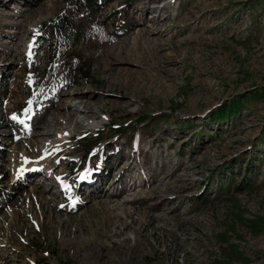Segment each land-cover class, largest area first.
I'll return each instance as SVG.
<instances>
[{
    "label": "rangeland",
    "instance_id": "1",
    "mask_svg": "<svg viewBox=\"0 0 264 264\" xmlns=\"http://www.w3.org/2000/svg\"><path fill=\"white\" fill-rule=\"evenodd\" d=\"M96 1L77 10L69 0H0V12L23 15L25 26L15 37L7 26L0 31V170L10 166L7 149L44 123L61 92L80 85L127 103L99 113L54 160L73 191L83 185L84 196L61 195L63 209L48 193L34 198L28 180L23 185L16 175L21 164L0 179V264H264V0ZM136 6L144 12L134 13ZM62 11L81 39L71 56L83 77L44 70L47 44L39 32ZM140 20L170 31L156 54L142 39L133 44L146 29ZM128 52L118 66L133 75L105 73L114 56ZM236 100L239 111L221 117ZM139 115L147 120L134 125ZM138 143L163 172L125 206L124 195L113 202L122 187L116 172L100 170L112 152L115 158ZM87 146L93 149L85 155ZM133 157L137 166L129 170L138 176L144 158Z\"/></svg>",
    "mask_w": 264,
    "mask_h": 264
},
{
    "label": "bare ground",
    "instance_id": "2",
    "mask_svg": "<svg viewBox=\"0 0 264 264\" xmlns=\"http://www.w3.org/2000/svg\"><path fill=\"white\" fill-rule=\"evenodd\" d=\"M141 1V0H139ZM138 1V2H139ZM139 5V4H138ZM166 5V4H165ZM164 5V6H165ZM164 6L161 8V13L163 11ZM147 11L150 9L149 4L147 6ZM158 7V6H153ZM143 7H135L134 13L138 14L137 12L140 11V13H143L142 11ZM142 11V12H141ZM158 16L159 14H156V11L153 12ZM8 16L9 18L15 17V19L11 22H3V17ZM144 17L145 13L143 14ZM155 15L152 17L154 20ZM23 15L18 14L13 15L9 13H1L0 12V31L3 29L4 26L9 27L10 30L9 34L11 36H14L16 34H19L23 29L24 25L22 24V18ZM163 17H167L164 15ZM18 19V20H17ZM146 24L144 28L146 29H140L139 32L136 33V38L134 41V45L137 46L138 41L142 39L143 43L151 50V52H155L156 48H158L161 44L165 43V39L167 35H169V30L164 29V27H161L160 29H156L153 24H148L145 21L140 20L138 24ZM36 23L34 26L30 25L29 32L34 31L36 28ZM163 26V25H162ZM132 30V29H131ZM129 30V31H131ZM6 32V31H5ZM128 32V30H127ZM7 33V32H6ZM133 33V32H132ZM135 33V32H134ZM8 34V33H7ZM175 34V33H174ZM173 34V35H174ZM131 35V34H130ZM154 37L150 40L145 39V36H153ZM15 37V36H14ZM125 39V38H124ZM126 41V40H125ZM167 41V40H166ZM133 42V41H132ZM123 43V42H122ZM1 45V44H0ZM158 50V49H157ZM119 51H123L120 50ZM127 56L124 58L117 59L116 56L112 58V63L109 62L105 67L104 71L108 75L117 73L120 76L125 75H133L134 73L126 68H122L118 65L124 62H128L129 57L131 55L130 52L126 53ZM156 54V52H155ZM138 55V53H137ZM139 58V57H138ZM140 59V58H139ZM122 78V77H121ZM111 83V82H110ZM108 90V88H107ZM103 93L105 92H99V93H92L90 90H84L82 86H78L75 89L71 91H63L61 92L57 97L54 98V103L52 106V111H49L45 117L44 123L42 124H35L31 127L32 131L27 130L24 133V136L26 139L23 141H19L17 145H14L9 149L8 155H5V159H8L10 161V166L1 169L0 170V179L6 176V173L15 168L16 164H21V168L18 169L16 172V175L20 177V183L28 184L30 183L31 188L34 189L30 190V192L33 194L34 198H37L38 196H42L43 193H48L47 200L51 201L52 203H56L57 206H60V208L63 207L62 204L57 203V200H60L61 195L63 197L69 196L71 192L75 193L77 192L78 195L83 193V185H81V189L74 190L73 191V185L70 183H67L64 181V176L62 175L61 171H56V163L55 159L59 155L60 151L64 148L68 147L70 145V140L73 139L74 134L81 129L83 126H93V120L95 117L101 113V112H108L110 109L119 108L122 106H126L127 103H118L114 101H105L102 97ZM127 94L131 95V92L127 90ZM129 95H125L129 98ZM25 118V117H24ZM31 121V119H30ZM27 122V121H26ZM33 122V121H32ZM139 150V152H137ZM138 150H132L127 152H121V155L114 158V153L112 152L111 155L107 156L106 158V165H103L101 167V170L107 169L108 176L112 172H116L115 176L118 177V182L122 184V187H120L119 190L113 191L112 197L114 198L115 202L118 198L117 195H124L128 196L129 198L126 199V197L122 200V205L129 204L133 205L137 202V200L141 199L144 195V191L142 190V185L146 186L148 185V181L151 179V181H157L156 175L158 173L163 172V168L160 167L157 168V163L155 162V167H151L149 158L146 156L147 152L141 153L140 147L138 143ZM133 151L136 152L137 155L143 157V163H142V169L145 171H140V175L136 176L135 173L131 172V168H134L137 166V158L133 157ZM124 153L126 155H124ZM37 154L36 157L33 155ZM66 155V154H65ZM127 156V159L132 157L131 162L128 160H125V157ZM100 157V156H99ZM65 158L64 154L61 157V160ZM146 158V159H145ZM103 162V160H101ZM109 162V163H108ZM112 162V163H111ZM129 162L130 166L127 168V170H124V166H122L124 163ZM121 165L122 168L118 169L117 167ZM126 168V167H125ZM141 169V168H140ZM121 170V171H118ZM24 172H26V176L22 177ZM130 174V179L126 180L124 179L127 177L126 174ZM134 174V175H132ZM126 175V176H125ZM125 176V177H124ZM155 177V178H154ZM113 179H116L114 176ZM144 178L147 179V181H144ZM92 179V178H87ZM86 179V180H87ZM24 180H28L25 182ZM89 180L86 181V183ZM144 181V184L141 183L140 185H137V182ZM92 182V180H91ZM111 181L107 182L110 184ZM85 183V184H86ZM90 183V182H89ZM106 183V184H107ZM45 185L43 188L42 186ZM114 185V183L112 184ZM90 186V185H88ZM54 189H60L58 191H54ZM98 193L101 192L100 188H98ZM89 192V190H88ZM132 192V193H130ZM19 193V192H18ZM50 193V194H49ZM102 193V192H101ZM97 194V193H96ZM38 195V196H37ZM91 195L88 193L87 198H90ZM121 197V196H120ZM138 198V199H137ZM74 200L75 198L70 199L68 202V206L70 209H74ZM79 200L80 204H83L84 202H87V200L83 199H77ZM138 200V201H139ZM121 201V200H120ZM116 203V202H115ZM121 203V202H120ZM77 203H75L76 205ZM128 205V206H129ZM73 206V207H72ZM78 206V205H77ZM117 208H120V206L116 205ZM124 207V206H122ZM77 208V207H76ZM63 209V208H62ZM126 212V211H125ZM134 212V211H133ZM59 216V215H58ZM56 217L57 220H59V217ZM130 216V215H129ZM132 218V216H131ZM68 222V220H67Z\"/></svg>",
    "mask_w": 264,
    "mask_h": 264
},
{
    "label": "trees",
    "instance_id": "3",
    "mask_svg": "<svg viewBox=\"0 0 264 264\" xmlns=\"http://www.w3.org/2000/svg\"><path fill=\"white\" fill-rule=\"evenodd\" d=\"M69 5L77 10L90 9L97 5L96 0H69ZM40 34H42L46 40L47 52H46V69L50 73H56L60 69L61 73L66 71L70 72L72 77H81L84 68L74 57L71 56L72 49L76 44L81 42V39L77 37V32L73 26L70 18L67 14L62 11L58 15H55L52 20H49L47 24L43 25L40 29ZM83 77V76H82ZM228 110L223 114L222 110ZM240 109V102L233 101L229 106L222 108L219 112L221 117H229L234 115ZM147 120L146 115H139L136 119V124H143ZM123 127L121 124L111 123L112 131L116 134H122ZM101 133L96 136V142L100 140ZM91 142V141H89ZM91 142L92 145L96 143ZM93 146L85 147V155L90 153ZM229 259V258H228Z\"/></svg>",
    "mask_w": 264,
    "mask_h": 264
},
{
    "label": "snow or ice",
    "instance_id": "4",
    "mask_svg": "<svg viewBox=\"0 0 264 264\" xmlns=\"http://www.w3.org/2000/svg\"><path fill=\"white\" fill-rule=\"evenodd\" d=\"M15 119V117H13Z\"/></svg>",
    "mask_w": 264,
    "mask_h": 264
}]
</instances>
